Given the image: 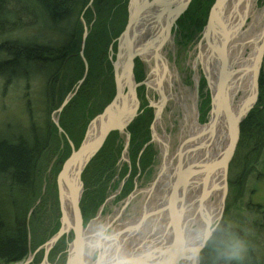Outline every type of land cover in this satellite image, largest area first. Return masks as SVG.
<instances>
[{
	"label": "trees",
	"instance_id": "obj_1",
	"mask_svg": "<svg viewBox=\"0 0 264 264\" xmlns=\"http://www.w3.org/2000/svg\"><path fill=\"white\" fill-rule=\"evenodd\" d=\"M212 3L213 0H192L185 18L188 24L196 30L202 29ZM126 7L127 0H0V53L6 55V58L0 59V71L13 66L19 73L16 78L29 77L42 82V104L46 115L43 122L34 121L30 115L27 127L17 130L14 135L11 134L12 137L0 138V264L23 261L31 246L29 234L31 232L34 236V232L28 230L29 221L34 218V204L42 190L43 174L60 146L49 116L83 76L84 63L79 55L83 31L79 20L83 19L89 25L83 51L87 72L63 108L60 122L76 147L89 120L101 112L114 95L107 26L114 19L117 26L114 35H117L125 24ZM65 22H69V27L63 32L64 41L61 43L22 44L18 42L24 41L10 37L11 32L28 26L48 24L59 28ZM54 44L59 46H52ZM262 69L264 71V61ZM10 78L15 77L8 76L6 80ZM263 81L264 74H261L260 93L264 91ZM70 109L73 110L67 116ZM143 114L146 116L135 118L128 127L133 167L137 159L141 161V167L147 166L151 160L150 147L138 156L149 138L147 125L150 117ZM75 126L81 129L79 132L78 128L77 136L73 134ZM116 138L117 132H111L83 170L82 178L86 186L80 202L83 217L91 216L102 203L114 177L121 151L119 144L114 145ZM263 141L264 108L255 106L241 122L239 140L229 165L242 160H238L241 150H249L253 157L257 155ZM64 148L63 157H59L61 161L69 154L66 143ZM244 160L245 165L247 162ZM224 247L225 230L220 225L209 239L206 255L202 256L205 258L203 264H211L208 252H219ZM226 258L222 252L215 264H229Z\"/></svg>",
	"mask_w": 264,
	"mask_h": 264
},
{
	"label": "rangeland",
	"instance_id": "obj_2",
	"mask_svg": "<svg viewBox=\"0 0 264 264\" xmlns=\"http://www.w3.org/2000/svg\"><path fill=\"white\" fill-rule=\"evenodd\" d=\"M128 1L129 0H127V5ZM191 1L192 0L188 1L185 10L181 12L173 24H171L170 34L172 35V42L171 44L167 43L164 46V50L166 52L165 55L169 62L170 69L176 70L182 84L185 87L189 88L191 91L195 89L197 121L199 124H206L210 110V91L207 82H205L202 76V64L199 61H196L199 52L198 45L203 27L200 30H196V28L189 25L187 19H185L187 16L186 13L192 5ZM262 2L263 0H259L258 3L261 4ZM126 20L124 27L126 25ZM111 21L112 22H110L109 26H107V31L110 33L108 49L109 60L112 65V61H114L117 50L116 39L119 37L124 27L117 35H114L117 31V26L115 25L114 19ZM79 22L81 30L83 31L81 42L83 34L85 33L82 50V55L84 56L83 51L89 33V25L87 26L86 21L83 19H80ZM28 27L11 32L10 37L24 41L18 42L22 44L31 42L43 43L44 41L61 43L64 41L63 32L69 27V22L61 24L59 28H55V26L50 27L48 24ZM52 46L58 47L59 45L54 44ZM2 58H6V55L1 52L0 59ZM194 62H196L194 69L199 76L198 81L196 82L194 81ZM84 72L85 66L83 75ZM147 73V63L140 57L136 56L133 59L132 68V77L136 85L134 87V93L137 100L136 115L124 130L116 131L117 138L115 139L114 145L117 146V144H119L121 147L116 164L117 168L112 181L108 185V189L102 203H100V205L93 211L92 215L89 217H83L80 210L83 230L86 229L90 222L96 218H106L111 221L116 211L121 212L120 221L136 215V211L139 210L138 208L142 202V193L138 192L139 194H136L133 197H131L130 194L135 190H142L151 187L156 181V178L159 177H157V175L160 171L162 158L160 146L158 142L152 138L153 132L156 131L161 136L164 134L168 135L172 151H174L180 143L176 133L179 130L182 113L179 107L175 106L172 101L166 102L160 108V124L156 126L154 125V115L157 110L156 103L159 101L160 97L154 88L146 84ZM18 74V71L13 68V66L12 68H5L0 71V138L12 137L11 134L14 135L17 130H22L27 127L30 122V115H32V118L36 122H43L44 118H46L44 113L45 109L43 107L44 104H42V82L29 77L16 78ZM261 74H264L262 66L258 78V99L254 105V107L257 106L258 109L264 108V91L260 93ZM8 76L15 78L6 80ZM82 78L83 76L77 80L74 89L69 93L74 92L75 94L79 87L78 81ZM126 91L127 90L125 89L124 93H126ZM66 96L62 99L61 104ZM38 102L41 103V106ZM109 102L103 107V109L109 104ZM61 104H59V106H57L49 116L50 121L56 129L60 146L55 157L49 162L48 167L43 174L42 190L38 200L34 204V208L36 207V211L33 209L34 218L29 221L28 230L31 231L32 229L34 232V236H32L31 232L29 234L31 240L29 252L23 261L15 264H22L31 256L32 259L29 264H42L44 251L43 248H37L50 239L61 227V211L58 201V189L56 182L57 175L63 162L68 158L71 152L77 149L83 142L90 122L103 112L102 109L101 112L95 114L89 120L84 131H82L81 142L76 147L71 138L61 127V114L63 113L62 111L65 107L64 106L60 111H58ZM72 110L73 109H70L68 111L67 116ZM143 113H146L147 116L150 117L147 125L149 138L140 149L138 156L142 150L150 147L149 149H151L152 152L151 160L147 166L141 167V161L137 159L136 164L133 167L130 158L131 147L128 127L135 118H138L139 116L145 117L146 115ZM145 125L146 121L143 127H145ZM78 128L79 127L77 126L74 127L73 134L75 136L78 134ZM80 131L81 129L79 128V132ZM64 143H66L67 147H69V154L61 161L60 158L63 157L62 155L65 153V148L63 149ZM146 144L147 146H145ZM241 152L242 154L239 155L238 160L245 159L244 161L247 163L244 165V162L241 160L239 163L234 162L232 166L229 165L226 177L227 188L223 200L222 210L219 218L210 225V229L212 230L211 236L215 229L220 225H222V228L225 230L224 249L219 252L216 251L215 253L214 250L210 251V253L208 252L207 256L209 261H211V264L218 262L217 260L220 258L222 252L226 254V260L228 259L229 264H264V141L260 145L258 154L254 155V157L249 150H241ZM241 156L242 158H240ZM244 156L245 158H243ZM82 173L80 175V182L82 185L80 202L86 190ZM129 196L131 198L126 202V199ZM31 212L32 209L30 214ZM29 218H31V216ZM113 223L116 224L117 221L116 223ZM53 230L55 231L53 232ZM73 239L74 234L72 230L67 231L63 236H61L48 251L46 256L47 264H66L70 256V247L72 246ZM209 239L199 250L196 264H203L205 258L203 259L202 256L206 255ZM134 248L138 249L136 246ZM181 261L182 260L180 259L179 263ZM221 263L223 264V262Z\"/></svg>",
	"mask_w": 264,
	"mask_h": 264
},
{
	"label": "bare ground",
	"instance_id": "obj_3",
	"mask_svg": "<svg viewBox=\"0 0 264 264\" xmlns=\"http://www.w3.org/2000/svg\"><path fill=\"white\" fill-rule=\"evenodd\" d=\"M186 2L187 0H135L133 3V9L137 11L132 32L133 52L147 63L146 84L159 94L157 108H161L168 101H172L179 107L182 116L176 136L180 143L172 151L169 136L166 134L161 136L154 132L152 138L158 142L162 158L159 177L151 187L135 190L131 194L133 197L139 194L138 192L142 193V202L136 215L120 221L121 212L116 211L111 221L115 223L117 221L115 226L122 230L126 238V246L130 251L141 253L151 250L153 253L151 261H158V263L165 256H163L164 249L160 250V248L173 241L177 244L179 238L181 240L183 238L182 261L178 264H196L197 252L191 249L200 244L202 232L206 228L210 229L212 222L219 218L223 205V175L222 170H216L205 183L201 174H198L191 178L183 190L178 188V195L182 196L179 198L181 204L175 203L173 211L168 208L170 191L168 184L172 180L171 176L174 175L179 147H182L183 163L186 161L189 164H201L208 158L213 159L218 156L227 147L229 139L227 126L222 118L212 133L206 124L198 123L195 89L191 91L182 84L176 70L170 69L165 55L164 46L172 42L170 34L172 20ZM258 2L259 0H226L221 14L228 36V68L232 72L228 77V97L234 112H237L252 97L254 91L253 67L257 50L264 42V0L261 4ZM215 45L219 48V42ZM199 50L200 54L196 61L208 69L210 86L214 93L217 91L218 95L220 93L218 82L221 79L220 64L216 60L218 58L217 56L209 57L210 50L205 43L201 44ZM127 52V43L123 41L119 72L127 69ZM195 66L196 62L193 63V69ZM198 77L195 70V82L198 81ZM134 86L133 78L125 79L124 91L125 89L127 91L122 96L120 125H124L136 109ZM107 112L90 122L84 143L92 142L101 132L110 115V111ZM158 124H160L159 116L156 117L154 125ZM89 155L90 153L71 162L65 169L64 176L60 178L62 211L65 216L63 229L75 227L77 218L73 209V197L81 184L79 171L85 165ZM131 197H128L126 202ZM181 206L184 207L183 214H180ZM87 228L82 229L81 234ZM179 228L181 229L178 231ZM68 262L69 264H91V259L86 253H81L79 256L77 245L73 244L70 247Z\"/></svg>",
	"mask_w": 264,
	"mask_h": 264
},
{
	"label": "water",
	"instance_id": "obj_4",
	"mask_svg": "<svg viewBox=\"0 0 264 264\" xmlns=\"http://www.w3.org/2000/svg\"><path fill=\"white\" fill-rule=\"evenodd\" d=\"M134 1L135 0L128 1L126 25L123 31L121 32V34L119 35V37L116 39V44H117L116 49L117 50H116L114 61H112L114 95L111 101L109 102V104L103 109V112L98 115V116L105 115L107 111H110L108 120L105 126L102 128L101 132L98 133V135L95 137V139L92 142L84 143V140H85L84 138L83 142L79 145V147L71 152L68 158L63 162L62 167L57 175L56 182H57V189H58V201H59V206H60V211H61V227L50 239L45 241L41 246L37 248V249L43 248V251H44V259L42 261V264H47L46 256H47L48 251L52 248V246L56 243V241L61 236H63L67 231L69 230L73 231L74 239L72 241V245L73 244L76 245V239L82 232V219H81V213L79 209V202H80V197H81V192H82L81 184H79V190L75 191L74 197H73V209H74L75 216L77 218L75 227L71 229L69 227H66L63 229V221L65 219V216L62 211V196L60 192L59 181H60V178L64 176L65 169L74 160L80 157L86 156L87 154L90 153L85 165L79 171L78 175L80 178V175L83 169L85 168L86 164L95 155V153L100 149V147L103 145V143L105 142L109 134L113 131L124 130L125 127L129 124V122L136 115L135 113L136 109H135L134 113L126 121V123L124 125L123 124L120 125L121 113H122L121 112L122 96L124 93V81L127 78H130V77L133 78L132 77L133 59L137 56V54L133 52V43H132L133 26H134V23L137 17V11L133 9ZM188 1L189 0H187L185 5L182 6V9L178 13L175 14L171 24H173V22L181 14V12L185 10L188 4ZM225 1L226 0H214L213 1L210 7V10L208 12L205 25L203 26L198 49H200L201 43H205L210 50L209 57L213 58V56H217L218 59L216 60H218V63L220 64V67H219L220 75L219 76L221 77V79L218 82V89L220 88V93L218 95H217V91L216 93H214L212 87L210 86V81H209L210 78H209L208 69L201 66V72L203 76L205 77V80L207 82V85L210 91V110H209V117H208V121L206 125L212 133L215 129V126L217 125V123L220 122V119L222 118L227 126V131L229 135L228 145L220 154H218V156L214 157L213 159L208 158L205 161L201 162V164H197V163L189 164L186 161L183 163L181 160L183 157V153L181 152L183 151L181 149L182 147L181 146L179 147V151L177 153V164L173 172L174 175L172 176V180L170 181V184H168V188L170 189L169 198H168V208H170L171 211L174 210L173 205L175 203L177 204V202H180L181 204V199L179 198H181L182 196L178 195V191H177L178 188H182L183 190L188 185L191 178L193 179L195 176H198V174H201L202 176L201 178L203 179V182L205 183V181L208 180V177L211 176V174L215 172L216 170H222L223 200H224L226 188H227L226 177H227L228 167H229L230 160L234 154L235 148L239 140L241 122L246 117L248 112L254 107L258 99V78H259L262 61L264 57V42L261 44V46L257 50L256 62L253 67L254 91H253L252 97L248 101H246L237 112H234L233 109L231 108L230 100L228 97V77L231 75L232 72L228 68L229 67L228 66V54H227L228 36L225 32V29L223 26V20L221 17V14L223 13V10H224ZM84 36H85V33L83 34V38H82V42L80 46V56L85 66V72H84L83 78L78 81V85L82 83L86 75V72H87V63L82 55ZM123 41H126L127 43L128 66L124 72L123 71L119 72L120 50H121V45ZM217 42H219V48H217V45H215V43ZM198 54H200V50ZM73 94L74 92L69 93L66 96V98L64 99L60 107L58 108V111H60L65 106V104L69 101V99L73 96ZM134 97H135L136 108H137V100H136L135 93H134ZM159 111H160V107L157 108L155 115H154V119H156V117L159 116ZM180 212H181L180 214H183L184 207L181 206ZM180 229L181 228H179L178 231ZM183 243H184V239L182 238L181 240L179 238V241L177 242V244H175L174 241L171 242L170 244H164L163 246L164 248L163 247L160 248V250L164 249L163 256L165 255L162 261L160 263H158V261L157 262L151 261V264H178L182 256L181 254L183 253V250H182ZM202 247H200L199 250ZM198 252H197V255H198ZM79 256H81V252H79ZM31 259H32V256L26 259L22 264H29ZM67 264H69L68 261H67Z\"/></svg>",
	"mask_w": 264,
	"mask_h": 264
},
{
	"label": "clouds",
	"instance_id": "obj_5",
	"mask_svg": "<svg viewBox=\"0 0 264 264\" xmlns=\"http://www.w3.org/2000/svg\"><path fill=\"white\" fill-rule=\"evenodd\" d=\"M211 230L206 228L201 235L200 244L193 252L209 239ZM77 251L91 257V264H151L153 253L147 250L134 253L126 246V238L121 229L106 218H98L76 239Z\"/></svg>",
	"mask_w": 264,
	"mask_h": 264
},
{
	"label": "flooded vegetation",
	"instance_id": "obj_6",
	"mask_svg": "<svg viewBox=\"0 0 264 264\" xmlns=\"http://www.w3.org/2000/svg\"><path fill=\"white\" fill-rule=\"evenodd\" d=\"M202 76H203V74H202ZM203 78H204V80H205V77H204V76H203ZM205 82H206V80H205ZM159 173H160V172H159ZM158 176H159V174L157 175V177H158ZM171 177H172V176H171ZM171 177H170V178H171ZM157 179H158V178H156V180H157ZM154 183H155V182H154ZM120 189H121V187H120ZM131 194H132V193H131ZM131 194H130V195H131ZM129 197H130V196H129ZM140 205H141V204H140ZM138 209H139V208H138ZM137 211L139 212V210H137ZM137 211H136V214L138 213ZM140 244H141V243H140ZM134 247H135V246H134ZM66 264H67V263H66Z\"/></svg>",
	"mask_w": 264,
	"mask_h": 264
}]
</instances>
